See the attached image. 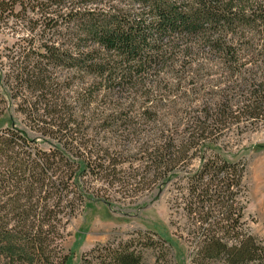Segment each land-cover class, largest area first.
<instances>
[{"label":"trees","instance_id":"trees-1","mask_svg":"<svg viewBox=\"0 0 264 264\" xmlns=\"http://www.w3.org/2000/svg\"><path fill=\"white\" fill-rule=\"evenodd\" d=\"M0 32V264H72L83 207L169 186L201 225L193 264L262 263L237 214L245 163L212 146L264 127V0H0ZM138 242L79 264H142Z\"/></svg>","mask_w":264,"mask_h":264},{"label":"rangeland","instance_id":"rangeland-1","mask_svg":"<svg viewBox=\"0 0 264 264\" xmlns=\"http://www.w3.org/2000/svg\"><path fill=\"white\" fill-rule=\"evenodd\" d=\"M4 42L9 45L14 40L0 32V48ZM215 78L210 75V81L202 82V86L211 90L210 85L217 84ZM205 93L202 96L206 97ZM8 124V115L2 116L0 128ZM212 147L227 161L245 163L237 214L241 215L239 220L246 232L264 248V127L239 135L229 133ZM197 165L195 160L193 167ZM177 196L169 186L133 204L119 203L113 208L100 203L88 204L67 224L63 252L73 256L72 264H79L82 254L95 245L134 239L140 243L137 251L142 253V264H193L195 251L204 236L199 230L201 225L174 206ZM159 237L167 243L163 244ZM144 243L146 247H142ZM207 264L224 263L215 260Z\"/></svg>","mask_w":264,"mask_h":264}]
</instances>
